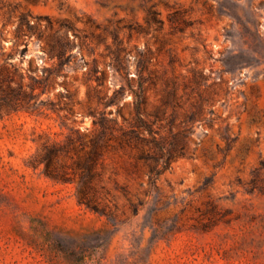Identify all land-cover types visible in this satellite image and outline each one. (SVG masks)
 <instances>
[{
	"label": "rangeland",
	"instance_id": "obj_1",
	"mask_svg": "<svg viewBox=\"0 0 264 264\" xmlns=\"http://www.w3.org/2000/svg\"><path fill=\"white\" fill-rule=\"evenodd\" d=\"M22 16L48 17L53 29L40 41L18 38ZM61 22L74 30L63 32L75 59L37 102L43 114L0 112V264H264V194L249 187L264 161V0H0V68L16 69L17 80L57 68L47 46ZM141 59L155 83L148 111L171 84L175 132L200 104L212 127L189 124L185 157L156 177L137 149H103L93 208L81 205L80 166L96 133L90 112L119 116L101 98ZM94 69L107 73L104 87ZM54 142L63 147L58 180L39 165Z\"/></svg>",
	"mask_w": 264,
	"mask_h": 264
},
{
	"label": "trees",
	"instance_id": "obj_2",
	"mask_svg": "<svg viewBox=\"0 0 264 264\" xmlns=\"http://www.w3.org/2000/svg\"><path fill=\"white\" fill-rule=\"evenodd\" d=\"M43 28L53 29L52 22L48 17H38L32 22L28 16H22L21 28L17 37L31 39L36 36L40 41L44 38ZM64 29L74 32L71 26L61 22L60 28L53 35L55 39L47 46L48 53L58 60V66L53 70L43 71V77L23 75L20 80H17L15 77L16 69L12 70L7 65H3L0 68V112L9 113L12 110L17 111L20 107H23L31 114L39 110L37 102L40 97L46 94L51 84L55 85L57 83L59 77L63 75V68L75 59L73 54L74 43L70 40L69 35L63 32ZM138 64L135 76L130 77V72L125 70L123 79L126 84L114 90L113 96L106 94L101 98L102 101H105V108L117 105L119 116H114L113 112L107 113L105 110L100 113L90 112V115L94 118L96 133L90 141V151L86 161L80 166L83 169V173L78 188L80 204L89 208L93 207H91L88 190L94 178L93 170L98 164L103 149L112 147L115 144L137 149L140 159L149 165L150 176L156 177L164 170L169 169L170 164L176 158L185 157L189 135L193 134L191 128L188 127L189 124L200 123V126L212 127L211 123L213 120L206 117L205 110L200 104L195 107L191 114L185 115L184 120L178 126V132H175L177 117L172 114L167 118V111L170 107L174 109L180 107V101L175 86H171V84L167 85L161 105L154 111H148L146 97L149 90L148 84L150 81L152 85L155 83L150 77L146 76L147 67L145 61L141 59ZM90 75L96 80L99 87H104L107 80L106 72L94 69ZM26 78L30 80L28 85L24 84ZM15 85L17 87H14ZM25 86H27L29 91L24 90ZM128 95L133 96V101L129 105H123L122 102ZM32 101L35 102L33 105H31ZM43 103L41 102V104ZM24 105L26 106L24 107ZM51 107L50 109L54 113H59L63 110L56 109L54 104ZM31 108L33 110H30ZM126 108L130 109L128 115L123 113ZM38 113L40 115L43 114L40 113V110ZM110 115L112 116L111 118L109 117ZM119 117L122 118V122H120ZM168 120H170L168 123V126H170L169 136L164 134L166 126L163 125ZM62 148L60 143H46L40 155L39 165L44 164L46 175L55 180L60 179V174L56 171L54 162ZM161 163H163L162 169L159 167ZM263 170L264 161L253 172L249 183L250 193L260 190L264 194V186L261 187V184H263Z\"/></svg>",
	"mask_w": 264,
	"mask_h": 264
}]
</instances>
